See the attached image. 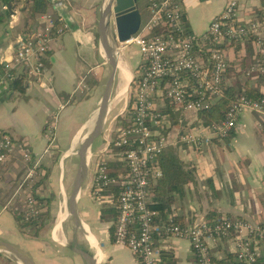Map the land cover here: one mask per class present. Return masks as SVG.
Returning <instances> with one entry per match:
<instances>
[{"label":"crops","instance_id":"1","mask_svg":"<svg viewBox=\"0 0 264 264\" xmlns=\"http://www.w3.org/2000/svg\"><path fill=\"white\" fill-rule=\"evenodd\" d=\"M50 1L51 10L62 17L67 30L55 38L48 54L51 66L45 70L41 80L33 82L29 79L28 88L24 81L23 90L11 89L9 93L0 87V92L7 96L4 101L0 100V131L15 139L18 156L22 152H30L43 156L44 166L60 160L62 167L76 146L82 140L84 142L83 133L91 128L108 85L105 84L100 96L98 90L102 81L97 77L104 70H109V64L99 45V32L109 0ZM139 1L136 6L143 25L150 17L148 1ZM180 1L188 30L202 39L211 21L221 14L229 0ZM57 2H62L64 6L55 9ZM238 4L241 22L256 21L264 10V0H238ZM22 8L11 12L0 26V68L11 59L16 42L29 37L38 27L39 20H32L28 11ZM201 43L199 41V45ZM127 50L125 48L123 53ZM133 51L137 59L129 61L126 56L125 61L133 66L134 72H138L141 59L138 58L137 48ZM228 52H231L230 60ZM223 53L231 64L226 87L231 88L234 94H245L247 88L264 95V75L246 74L261 62L260 50L252 41L225 47ZM88 79L93 83L88 84ZM249 80L253 81L252 85ZM86 113L90 114L88 119L84 117ZM55 116H58L55 142L46 153L50 145L46 128ZM165 154L177 160L181 173L173 176L171 172L169 179L165 176V186L172 201L163 216L164 220L172 219L181 226H187L205 219L227 217L264 225V127H260L258 116L244 114L236 130L224 143L213 142L200 152L183 147L170 149ZM223 156L227 159L225 165ZM29 167L21 156L6 166H0V237L8 236L12 240L0 242L27 255L18 256L3 248L8 257L0 255L2 264H140L128 248L114 244L113 233L110 232L112 223L100 219V204L84 202L93 180L92 171L87 172L76 216L71 213L70 204L61 206L62 211L68 206L72 216L68 229L65 230L67 216H61L60 212L51 240L42 235L34 237L21 233L13 213L3 209L6 204H18L20 207L24 204ZM231 176L239 179L238 186L227 191ZM49 181L50 177L39 185L45 203H49V195H44ZM157 246L166 264H197V257L187 240L170 238L162 241L158 238ZM260 252L259 264H264V241ZM212 256L220 264L234 261L235 246L224 239L212 249Z\"/></svg>","mask_w":264,"mask_h":264},{"label":"built area","instance_id":"2","mask_svg":"<svg viewBox=\"0 0 264 264\" xmlns=\"http://www.w3.org/2000/svg\"><path fill=\"white\" fill-rule=\"evenodd\" d=\"M62 6V2H57L55 9ZM238 9V0H229L199 39L186 27L180 0H148L147 23L129 41L117 45L118 54L134 46L141 57L139 80L129 100L133 125L120 130L113 140L104 139L105 146L96 153L99 160L89 191L94 199L105 201L106 208L116 205L117 192L119 216L114 224L113 242L128 248L140 264H166L157 246L158 238L189 241L199 264H220L214 261L212 249L224 239L234 244L236 258L223 264H257L260 258L264 241L262 224L224 217L181 226L172 219L164 220L159 211L149 207L153 188L164 178L160 159L168 150L189 147L200 152L213 142L224 143L246 113L258 116L260 127H264V95L253 100L243 93H235V100L220 123L204 126L199 122L200 112L225 97L231 64L223 48L252 41L260 50L261 62L246 74L264 75V10L256 21L241 22ZM66 30L67 25L55 11L39 17L36 31L16 42L11 59L0 68V87L5 93L11 91L21 69L23 78L42 79L54 40ZM167 101L174 105L175 119L168 112ZM57 119L55 116L46 128L50 143L46 153L55 142ZM106 154L111 159L103 161L101 158ZM20 156L30 166L23 205L28 217L39 216L46 210L39 186L44 178V158L30 152H22ZM20 156L15 139L0 131V166ZM108 162L122 163L126 173L112 175ZM14 207L15 211L20 208L18 204Z\"/></svg>","mask_w":264,"mask_h":264},{"label":"trees","instance_id":"3","mask_svg":"<svg viewBox=\"0 0 264 264\" xmlns=\"http://www.w3.org/2000/svg\"><path fill=\"white\" fill-rule=\"evenodd\" d=\"M139 3L140 1L137 0ZM148 1V0H147ZM9 4H11V11L8 9ZM23 6L22 10L26 9L28 11L30 18L32 20H39V17L43 14L52 12L51 6L52 3L50 0H0V26L4 23L5 18L7 16H10L11 12H15L17 9H20ZM5 7L7 9H5ZM188 28V26L186 25ZM51 66L49 59L47 58L45 60V69H49ZM2 68V67H1ZM138 72L140 71V66H138ZM139 80V75H136L133 82L131 83V89H134L137 82ZM25 78L22 76L20 79H15L12 82L11 89L12 90H23L24 89V83ZM246 95L249 99L258 100L262 97V95L259 92H253L249 91L247 88H245ZM234 91L231 88H225V97L220 100L216 105H214L209 110H204L199 113V122L203 124L204 126H210L213 124L220 123L224 118L226 113L228 112L229 108L233 104L235 100V94ZM167 109L170 114H172L173 119L177 117V114L173 110V104L170 101H167ZM132 110V104L129 103V106L127 107L126 112L117 118L116 125H115V135L118 134L120 130L129 129L133 125V118L131 114ZM117 136V135H116ZM167 154H165L160 160L164 169V178L161 179V181L153 188V194H155L154 198L150 201L149 207L151 209L157 210L160 212L162 216L166 215V210L169 207V204H171L172 198L170 196V191L167 190V187L165 186L166 178H171V172L173 176H179V173H181V167L177 160L173 157H167ZM55 162H53L52 165L43 167L44 171V178L40 181V184L48 180L51 174V170L53 168ZM109 171L112 175H122L126 173V170L122 168V163L118 162H108L107 163ZM175 182L176 180L173 179ZM162 186V188H161ZM177 186V183L175 185ZM155 191V193H154ZM115 192V191H114ZM108 195V194H106ZM41 201H45L44 198H42ZM115 206L112 208H104L102 209L100 213V219L103 222L112 223V226L110 228V232L114 235V224L118 220L119 216V210L117 209V205L119 204L117 201V192L115 193ZM46 210L40 214L39 216L34 217H28L27 216V208L25 205H21V207L17 211H13L14 218L17 222L18 228L21 233L23 234H29L31 236L37 237L39 235L40 230L45 226L47 219L50 216V207L49 203L45 204ZM176 222V221H175ZM260 259H258L257 264H259ZM228 262V261H227ZM197 264H199L197 260Z\"/></svg>","mask_w":264,"mask_h":264},{"label":"rangeland","instance_id":"4","mask_svg":"<svg viewBox=\"0 0 264 264\" xmlns=\"http://www.w3.org/2000/svg\"><path fill=\"white\" fill-rule=\"evenodd\" d=\"M127 51H125L123 53L120 52L119 53V69H118V73L115 76V82H114V87H113V95H112V100L114 99L115 95H116V91L117 89H119V85H120V66L121 67H125L129 73V75L132 77V81L129 84V91H128V96L126 99V105L128 107L129 105V100H130V93L132 92L131 89V83L133 82L134 78L136 75H139V73L137 74L136 72H134L133 66H131L129 64V62L125 61V57L127 56V58L130 60H136L137 58V54L134 55V49H136V47L134 46H130ZM231 52H228V60H230L231 56H230ZM227 54V53H226ZM139 59H141L140 56H138ZM109 69H110V65H109ZM103 71V70H102ZM131 72V73H130ZM111 76V70H108L107 72L104 70L100 76L97 77L98 80H100L102 83L100 84V88L98 90V94L100 95L101 90H103L105 88V84L109 81V78ZM32 80L34 82V80H37V78L35 76H32ZM88 84H92L93 81L88 79ZM91 82V83H89ZM250 85L253 84L252 80H249ZM125 84V83H124ZM124 86V85H123ZM122 86V87H123ZM121 88V87H120ZM105 92V91H103ZM78 96V94H77ZM101 96V95H100ZM128 102V103H127ZM125 102H123L122 104H120L118 106V108H114L113 110H111V113L109 115V119H108V124L106 127V130L103 132L102 136L100 138L97 139V141L94 143L93 148H92V155L89 158V162H88V172L91 173L92 171V175L94 176V171L95 170V164L98 163L99 157L98 154L101 151V149H103V147L105 146V138H108L110 140L115 139L118 135H115V125H116V120L114 119L117 115L119 114H124L127 110V107L124 106ZM124 108V110H123ZM120 115V116H122ZM90 114L86 113L84 117H86L87 119L89 118ZM119 116V117H120ZM113 120V121H112ZM97 119H94L92 121V126L89 129V131H85L83 133V138L86 139V137L88 136L89 132L91 131V129L94 127V124L96 123ZM83 142V140L76 146V148L73 151V154H71V156H67L68 158H66V160L63 162L62 167L59 165V161L60 160H56L54 161V165L53 168L51 170V174H50V181L49 184L47 185V190L45 191L44 195L48 196V200H49V204H50V209H51V214L49 216V218L46 221V224L44 226V228L42 229V231H40L39 236H44V237H49V240H51V235H52V231L56 225L57 219H58V215L61 212V216L62 214L64 216H67V224L65 225V230L68 229V224H72V216L69 213V209L68 206L67 208H64L63 211L61 210V206L64 204H69V202L71 201V198L73 197V193L75 191V186H76V181H77V177H78V169H79V165H80V157H79V151H80V147H81V143ZM103 161H108L110 160V156L106 154V156L104 155L101 158ZM222 162L224 163V165L227 162L226 156L222 157ZM58 166V168H57ZM47 167V166H45ZM57 168V169H56ZM61 176V177H60ZM93 178V177H92ZM232 179H229V183L227 185V191L230 190H234L237 186H238V181L239 179H237L235 176H231ZM84 185V184H83ZM65 187V188H64ZM88 184L86 185L85 189H87ZM65 189L64 194L62 193V190ZM89 194L86 195L85 201L84 202H94L96 204H100L101 209L105 208V201H99L97 199H94L92 194L90 193V191H88ZM15 204H6L4 207H7V211H10L11 213H13V210L15 209ZM52 211H54V213H52ZM53 214V215H52ZM43 232V233H42ZM0 241L2 242H8V241H12L10 240V238L8 236H3L0 237ZM58 244H60V241H57Z\"/></svg>","mask_w":264,"mask_h":264},{"label":"water","instance_id":"5","mask_svg":"<svg viewBox=\"0 0 264 264\" xmlns=\"http://www.w3.org/2000/svg\"><path fill=\"white\" fill-rule=\"evenodd\" d=\"M137 0H109L105 7L104 21L100 30L99 45L102 47V52L105 53L104 59L108 61L111 70V76L107 82V88L103 98L100 101L97 109L95 119L96 123L92 131L88 134L84 140L80 151V165L78 169V177L76 181L75 191L71 198L70 210L71 213L76 216L77 204L83 190V184L86 180L88 172V156L92 155V148L94 143L100 138L103 132L106 130L109 115L111 113V100L113 95V87L115 82V76L119 69V54L117 51V45L119 43H125L129 41L134 35H136L142 25V18L140 12L136 6ZM8 9L11 11V4ZM110 58L112 63L110 64ZM23 74V69L20 70L17 79H20ZM25 86L28 88L29 79L25 80ZM7 99L6 94L0 92V100L4 101ZM120 115H117L114 119H117ZM113 121V120H112ZM0 255L8 257L4 253L2 243L0 242Z\"/></svg>","mask_w":264,"mask_h":264},{"label":"bare ground","instance_id":"6","mask_svg":"<svg viewBox=\"0 0 264 264\" xmlns=\"http://www.w3.org/2000/svg\"><path fill=\"white\" fill-rule=\"evenodd\" d=\"M111 63H112V59L110 58V64ZM120 71H121V73H120V82L121 83L119 85V90L116 92V95H115L114 99L111 100V110H113L114 108L115 109L118 108V106L120 104H122L123 102H125V105H123L124 108H125L126 99H127L128 91H129V84L132 81V77L129 75V73H128V71H127V69L125 67H121L120 66ZM124 108H123V110H124ZM89 158H90V156H88V160H89ZM2 246L6 250H8V251H10L12 253H15L18 256H21V255H23L25 257L27 256L23 251H21V250H19L17 248L9 247V246H6V245H2Z\"/></svg>","mask_w":264,"mask_h":264}]
</instances>
